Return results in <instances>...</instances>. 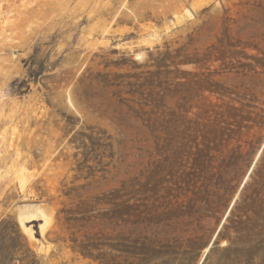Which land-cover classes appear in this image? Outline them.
I'll return each instance as SVG.
<instances>
[{"label": "rangeland", "instance_id": "obj_1", "mask_svg": "<svg viewBox=\"0 0 264 264\" xmlns=\"http://www.w3.org/2000/svg\"><path fill=\"white\" fill-rule=\"evenodd\" d=\"M240 2L0 0V227L38 264H263V54L246 45L264 50V10ZM225 10L247 55L182 65L209 78L193 110L137 118L127 76L166 44L203 53Z\"/></svg>", "mask_w": 264, "mask_h": 264}, {"label": "trees", "instance_id": "obj_2", "mask_svg": "<svg viewBox=\"0 0 264 264\" xmlns=\"http://www.w3.org/2000/svg\"><path fill=\"white\" fill-rule=\"evenodd\" d=\"M251 2H253V7L264 10V0H248L245 3L240 2L239 5L249 6ZM228 12V10H225L217 43L212 44L203 53L199 49L189 52L188 48L183 46L173 54L166 44L165 52H158L156 58L150 56L149 62L143 66L148 69L147 71L127 76L133 77L137 81L130 84V87L133 88L130 91L132 97L125 98L124 102L128 103L137 118L148 124L153 122L155 124L169 108L174 115H186L193 110L194 100L202 99L203 93L209 90L207 87L209 78H201L203 74L198 72L181 71L180 67L182 65H195L199 69H203L207 65L216 62L227 65L238 55H247L244 51L237 49L240 45L231 36L230 18L227 17ZM247 47L254 48L263 54L261 58L254 57L253 59L256 61V65L262 66V73H264V50L260 48V44L249 43L246 45ZM151 68L155 69L152 70ZM136 95L138 97H135ZM169 98H177L174 108L167 104ZM226 111L220 113V115L224 117L226 113L232 114L237 110L235 107L230 106ZM238 124V131L236 129L231 130V128H229V131L232 133L240 132L243 126L240 123ZM230 125L234 126V124ZM214 128L217 136L225 130L221 123L214 124ZM241 148L242 146H239V151H241ZM260 250L264 253V243L260 246ZM250 251H256V246H251ZM18 262L20 264H38L35 252L18 225L13 224L9 230L2 225L0 227V264H17Z\"/></svg>", "mask_w": 264, "mask_h": 264}]
</instances>
